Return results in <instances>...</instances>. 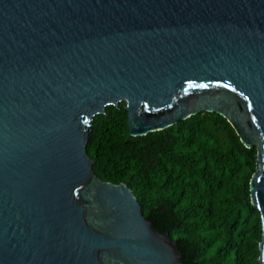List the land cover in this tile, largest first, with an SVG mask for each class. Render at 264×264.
Instances as JSON below:
<instances>
[{"label": "water", "instance_id": "1", "mask_svg": "<svg viewBox=\"0 0 264 264\" xmlns=\"http://www.w3.org/2000/svg\"><path fill=\"white\" fill-rule=\"evenodd\" d=\"M124 103L131 137L216 113L255 149L264 264V0H0V264H182L86 152Z\"/></svg>", "mask_w": 264, "mask_h": 264}, {"label": "trees", "instance_id": "2", "mask_svg": "<svg viewBox=\"0 0 264 264\" xmlns=\"http://www.w3.org/2000/svg\"><path fill=\"white\" fill-rule=\"evenodd\" d=\"M86 152L97 178L125 184L151 226L169 233L182 264H257L260 215L249 199L256 152L222 116L201 112L131 137L122 102L92 119Z\"/></svg>", "mask_w": 264, "mask_h": 264}]
</instances>
